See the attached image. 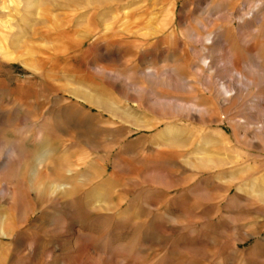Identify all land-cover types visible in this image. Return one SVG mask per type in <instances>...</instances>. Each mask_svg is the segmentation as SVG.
Segmentation results:
<instances>
[{"label":"rangeland","instance_id":"1","mask_svg":"<svg viewBox=\"0 0 264 264\" xmlns=\"http://www.w3.org/2000/svg\"><path fill=\"white\" fill-rule=\"evenodd\" d=\"M0 264H264V0H0Z\"/></svg>","mask_w":264,"mask_h":264},{"label":"bare ground","instance_id":"2","mask_svg":"<svg viewBox=\"0 0 264 264\" xmlns=\"http://www.w3.org/2000/svg\"><path fill=\"white\" fill-rule=\"evenodd\" d=\"M234 66L237 68V64L236 63H234ZM238 70V69H237ZM245 77H247V76H245ZM242 78V77H241ZM250 80V79H249ZM248 80V81H249ZM18 154V153H17ZM14 155H16V154H14ZM21 157V156H20ZM13 159V158H12ZM10 166V165H9ZM64 175V174H63ZM66 175H64V178H67V177H69V175L67 174V177H65ZM54 185V184H53ZM64 185V184H63ZM45 188V187H44ZM49 188V187H48ZM57 188V187H56ZM60 191V190H59ZM56 194V193H55ZM6 223V221H5V219L3 220V222H2V225L3 224H5ZM4 227V226H3ZM4 233H5V231H4ZM3 233V234H4ZM8 233V232H7ZM6 234V233H5Z\"/></svg>","mask_w":264,"mask_h":264}]
</instances>
